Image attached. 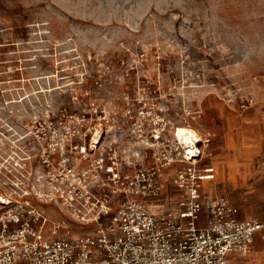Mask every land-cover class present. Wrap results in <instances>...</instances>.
Returning <instances> with one entry per match:
<instances>
[{
	"label": "rangeland",
	"instance_id": "rangeland-1",
	"mask_svg": "<svg viewBox=\"0 0 264 264\" xmlns=\"http://www.w3.org/2000/svg\"><path fill=\"white\" fill-rule=\"evenodd\" d=\"M263 67L264 0H0V191L37 164L33 132L58 137L75 115L90 138L103 119L116 129L141 108L160 109L174 126L212 134L205 161L221 170L204 193L227 199L241 219L259 218L264 154L252 171V143L264 140L228 134L227 120L206 119L204 106L243 112L241 100L254 97L246 111L264 117ZM47 118L51 129L33 124ZM58 207L48 214L73 235L88 228ZM228 264H264V231Z\"/></svg>",
	"mask_w": 264,
	"mask_h": 264
},
{
	"label": "built area",
	"instance_id": "built-area-1",
	"mask_svg": "<svg viewBox=\"0 0 264 264\" xmlns=\"http://www.w3.org/2000/svg\"><path fill=\"white\" fill-rule=\"evenodd\" d=\"M255 104L245 97L239 108ZM164 113L141 108L116 129L103 119L90 138L75 115L58 137L33 132L37 164L0 191V264H228L248 255L264 215L241 219L227 199L204 193L215 176L205 161L212 134L186 143ZM58 206L88 228L73 235L48 214Z\"/></svg>",
	"mask_w": 264,
	"mask_h": 264
},
{
	"label": "crops",
	"instance_id": "crops-1",
	"mask_svg": "<svg viewBox=\"0 0 264 264\" xmlns=\"http://www.w3.org/2000/svg\"><path fill=\"white\" fill-rule=\"evenodd\" d=\"M262 69H264V67ZM204 107L206 112V119H210L212 116L214 118L215 116L217 120L218 118L227 120V122L230 124V127L232 128H230L231 130L228 132V134L234 133L239 135L245 133L250 138V140L258 139L261 142L264 140V126L262 127V125H264V117H262L259 112H247L246 110L242 112L237 108L232 107L231 105H225L219 101H216L215 105H205ZM207 127L210 130L218 131L219 126L215 127L211 124ZM234 129H236V131ZM252 145L254 146V150L252 152L251 169L253 171L255 158L264 154V148L261 146L256 147L254 143H252ZM213 162L216 169V177L211 181V183L214 180H217V177H219L221 170V167H219V161L217 159H214ZM233 172H235L234 174H236V172L238 173L239 171L235 169ZM241 257V255L232 256L229 262Z\"/></svg>",
	"mask_w": 264,
	"mask_h": 264
},
{
	"label": "bare ground",
	"instance_id": "bare-ground-1",
	"mask_svg": "<svg viewBox=\"0 0 264 264\" xmlns=\"http://www.w3.org/2000/svg\"><path fill=\"white\" fill-rule=\"evenodd\" d=\"M196 132H199L197 129H194L190 126H179V130H178V133L181 137V139L186 142V143H189L192 138H193V135H195ZM206 151H205V155H206ZM214 168H215V165L213 164ZM216 177V169H215V176H214V179Z\"/></svg>",
	"mask_w": 264,
	"mask_h": 264
}]
</instances>
